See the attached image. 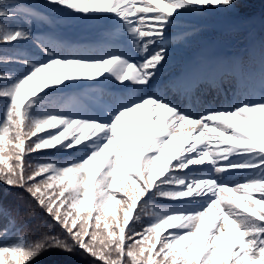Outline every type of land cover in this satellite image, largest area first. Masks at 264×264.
Masks as SVG:
<instances>
[{
    "label": "snow or ice",
    "instance_id": "6c2138e0",
    "mask_svg": "<svg viewBox=\"0 0 264 264\" xmlns=\"http://www.w3.org/2000/svg\"><path fill=\"white\" fill-rule=\"evenodd\" d=\"M243 3L0 0V45H34L0 47V65L18 66L0 67L2 230L18 224L7 204L13 189L26 194L15 196L28 201L15 209L23 220L43 214L27 236L0 242V264H34L45 253L48 264L80 254L103 264H264V44L258 73L239 64L220 73L236 82L226 106L194 116L167 98L180 84L157 82L169 29ZM58 12L110 17L103 46L33 31ZM48 151L71 155L29 159Z\"/></svg>",
    "mask_w": 264,
    "mask_h": 264
},
{
    "label": "trees",
    "instance_id": "16d2710c",
    "mask_svg": "<svg viewBox=\"0 0 264 264\" xmlns=\"http://www.w3.org/2000/svg\"><path fill=\"white\" fill-rule=\"evenodd\" d=\"M40 0H33V2L37 3ZM220 14H229L230 16L233 15H244L249 13H256L258 16L263 18L262 25L257 29V35H259V38L264 43V0H244L243 6L239 7V9H226L221 8L217 10ZM34 28L38 29L37 26H34ZM262 43V44H263ZM259 45L260 43H256ZM262 44H260L262 46ZM0 47H5L8 50L13 49H27V50H34V45L32 41H26L22 42L21 44H12V45H0ZM256 58H261V51L256 52ZM249 60V57L246 59V61ZM0 67H7L9 69H15L18 66L17 65H0ZM3 100L0 99V108L3 106ZM7 152V149H6ZM39 157H53L58 160H64L70 157V152H54V151H48V152H42L39 154H34L33 157H30L29 159H35L36 156ZM13 196L9 198L7 201L8 206L13 209V215L16 216L18 224L17 227H9L8 232L5 234L2 230V225L6 223V221L0 220V242L5 243H11L15 242L20 236H27L28 235V229L32 228L34 224L39 223L40 216L43 215L40 209H37L36 218L32 221H25L23 220L20 215H18L15 211L18 205L22 203H27V199L24 201H19L15 199V196L17 194L24 195L26 197V194L22 192L20 189H13ZM119 215L122 216V212L119 213ZM147 223V221H144ZM137 231H141L143 224L136 223L134 225ZM56 232H59L60 229L57 227L55 229ZM103 239V236L98 238L97 243L100 242V240ZM127 251V248L125 249ZM60 259H65L68 261V264H103V261H100L97 258H92L91 256H86L84 254L80 255H74L71 257H59ZM52 259V255L50 253H45L44 255H41L38 257L34 264H48V262ZM125 261H127V257L125 256Z\"/></svg>",
    "mask_w": 264,
    "mask_h": 264
},
{
    "label": "rangeland",
    "instance_id": "374dc122",
    "mask_svg": "<svg viewBox=\"0 0 264 264\" xmlns=\"http://www.w3.org/2000/svg\"><path fill=\"white\" fill-rule=\"evenodd\" d=\"M106 17V16H105ZM215 49H213L214 51ZM212 51V52H213ZM207 61L204 63V65L200 68V75L198 77V75L196 76V81H194L191 83V85H182V90L179 94H177V92L174 90V96H171L172 94H168L167 98L173 100L175 103H177L181 109L187 111V112H194V111H189V108H187L185 105H193L192 103L194 102V95L198 96L199 102L200 103H204L207 107H211V108H219L222 106H226L228 104H230V99L233 97V94H235V88L230 87L229 88V93H227V91L225 90L226 87H224V92L226 93V95H217V94H213L214 96H212L211 100H209L210 98V94L209 92L205 91V90H201L200 89V85L202 81V79L204 78H210L212 79V81L215 79V77L213 75H215V67L217 65V63H219L220 61H222V57H213L211 55H208L207 57ZM175 59V58H174ZM205 65H207L208 69L207 71L203 70V68L205 67ZM198 67V63L196 61H194L192 63V65L189 68L190 72H192L193 69H197ZM163 68V66H162ZM157 80H159V77H157ZM172 82V81H171ZM110 83L109 82H105V84ZM170 91V90H169ZM232 93V94H231ZM214 106V107H213ZM196 109V108H195ZM194 110V109H192ZM142 111V110H140Z\"/></svg>",
    "mask_w": 264,
    "mask_h": 264
}]
</instances>
